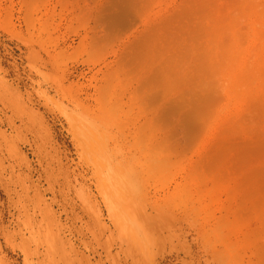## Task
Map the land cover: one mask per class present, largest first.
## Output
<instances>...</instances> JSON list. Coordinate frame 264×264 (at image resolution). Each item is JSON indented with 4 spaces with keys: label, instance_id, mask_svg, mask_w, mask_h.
<instances>
[{
    "label": "rangeland",
    "instance_id": "obj_1",
    "mask_svg": "<svg viewBox=\"0 0 264 264\" xmlns=\"http://www.w3.org/2000/svg\"><path fill=\"white\" fill-rule=\"evenodd\" d=\"M142 263L264 264V0H0V264Z\"/></svg>",
    "mask_w": 264,
    "mask_h": 264
},
{
    "label": "bare ground",
    "instance_id": "obj_2",
    "mask_svg": "<svg viewBox=\"0 0 264 264\" xmlns=\"http://www.w3.org/2000/svg\"><path fill=\"white\" fill-rule=\"evenodd\" d=\"M67 116H69L68 114H67ZM66 119H67V117H66ZM70 119V118H69ZM91 119V118H90ZM84 120V119H83ZM74 122H75V119H74ZM69 123V122H68ZM69 124H71V123H69ZM92 124V123H91ZM84 125V124H83ZM91 126V125H90ZM75 128V127H74ZM76 130V129H75ZM76 132V131H75ZM83 134V133H82ZM98 134V133H97ZM104 136V135H103ZM97 146V145H96ZM98 149V148H97ZM93 152V151H92ZM92 154V153H91ZM101 154V153H100ZM99 158V157H98ZM97 159V158H96ZM101 159V158H100ZM105 159V158H104ZM102 160H103V158H102ZM127 172V171H126ZM122 176V175H121ZM102 177V176H101ZM129 177V176H128ZM114 178V177H113ZM122 178V177H121ZM126 178V177H125ZM130 178V177H129ZM135 178V177H134ZM124 179V178H123ZM120 181H121V183H119L121 186H123V187H121L122 189H124V191L126 192H122V194H123V196H124V198L126 197V198H128L129 197V191H128V189L126 190V188H129V189H131V193L132 192H135L136 193V191L137 190H133V187H135V185L134 186H130L129 184L128 185H124V183H126L125 181H123V183H122V179H119ZM118 180V181H119ZM105 181H106V179H105ZM116 182H117V180H115ZM136 181V180H135ZM127 183H129V182H127ZM111 185V183H109L108 182V185ZM119 184H117V185H119ZM133 184H134V182H133ZM140 184V183H139ZM137 185V184H136ZM124 186H126V187H124ZM128 186V187H127ZM130 186V187H129ZM140 186V185H139ZM111 187V186H110ZM119 188V187H118ZM121 189V190H122ZM111 190V189H110ZM113 190V189H112ZM114 191V190H113ZM139 191V190H138ZM137 191V192H138ZM114 193V192H113ZM134 193V194H135ZM129 194V195H128ZM139 194V193H138ZM114 195H116L115 193H114ZM136 196H137V194H135ZM136 196H135V198H136ZM139 196V195H138ZM137 196V197H138ZM109 197V196H108ZM120 197V196H119ZM112 198V197H111ZM111 198H110V201L111 202H113V200H111ZM131 198H132V196H131ZM109 199V198H108ZM113 199V198H112ZM138 199V198H137ZM134 202V201H133ZM135 203V202H134ZM107 205H108V202H107ZM115 206V208L117 207V210L119 211V218L123 221V222H125L126 223V225L132 230V233H134L136 236H138V238L139 237H141L140 235H142L143 234V228H142V220L140 219L141 217H140V215H138L139 213L136 211V209L134 208V209H130V206H128V205H126V207H123L124 208V210H121L120 208V210L118 209V207L119 206H116V205H114ZM108 208H109V206H107ZM139 207H140V204H139ZM122 208V209H123ZM141 208V207H140ZM140 208H138V209H140ZM143 210V209H142ZM109 211H111L110 209H109ZM143 212V211H142ZM145 213V212H144ZM146 217V216H145ZM142 239H143V236H142ZM144 242H145V240H144ZM144 245H145V243H144ZM162 254V253H161ZM141 256V255H140ZM143 264V263H142Z\"/></svg>",
    "mask_w": 264,
    "mask_h": 264
}]
</instances>
